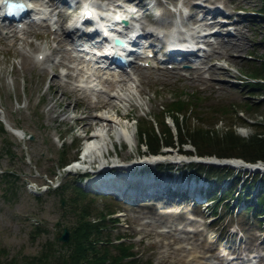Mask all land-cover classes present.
Returning <instances> with one entry per match:
<instances>
[{
  "label": "rangeland",
  "instance_id": "obj_1",
  "mask_svg": "<svg viewBox=\"0 0 264 264\" xmlns=\"http://www.w3.org/2000/svg\"><path fill=\"white\" fill-rule=\"evenodd\" d=\"M87 1L95 3V8L103 15H111L118 4L124 6L119 0ZM152 1H155L153 9L129 8L131 15L139 17L137 23L141 27L169 29L173 21L180 20L187 29L192 27L190 31L198 34L205 27L204 20L217 17L223 25L212 27L220 38H207L210 41L205 45L207 50L203 56L196 63L179 64L177 70L137 65L121 77L101 73L96 83L104 92L116 96L112 100V111L109 106L93 107L99 98L109 99L108 94L100 93V97L86 99L85 93L79 90L78 85L90 80L86 65L80 63L71 44L65 47L60 44L67 38L64 33L67 13L79 11L66 5L58 6L57 11L59 7L62 10L56 14L59 23L55 32L51 26L36 23L25 25L22 30L13 24H0V260L36 264V259L62 249L65 243L59 237L64 229L71 237L78 210L89 206L91 220L104 213L107 233L115 243L132 246L141 264H249L247 258L256 254L262 257L254 259L264 264V214L258 218L255 211L248 210L242 203L236 206L232 202L231 210L227 209L225 201H210L214 192L205 194L206 186L196 184L199 190L195 198L175 188L162 192L158 188V192L150 193L139 185L135 188L140 189L139 199L129 204L124 197L116 199L93 192L94 188H81L79 183L89 174L67 170V166L82 157L87 137L99 127H104L110 135L108 153L104 164L97 161L87 165V172L92 174L112 166L111 163L126 166L137 162L140 165L149 162L145 161L149 156L164 154L167 158L149 162L144 172L155 173L160 178L173 175L170 179L181 185L199 180L191 178L196 173L187 169L189 163H199L194 158L216 157H199L188 131H209L217 139L231 132L245 140L264 137V90L252 89L247 84L264 82L248 78L252 67L249 61H255L252 63L256 65L264 62V19L258 12L260 0ZM30 3L46 11H52L55 5L51 0H30ZM196 19L200 20L198 24H195ZM11 30H15L14 38ZM40 56L45 58L40 60ZM115 78H125V82L122 86L110 87L106 81ZM54 81L58 86L64 85L59 92ZM122 87L129 90H122ZM65 93L67 98L63 96ZM179 94L186 100L187 97L191 99L190 106L182 111H170L169 104ZM117 112L126 116L117 114L118 118H114L111 125L100 123L87 130L80 123L90 114L113 118ZM2 117L13 130H21L23 136L7 129ZM176 118L183 134L181 139ZM139 121L146 126L138 129ZM120 123L128 127L130 140L115 135ZM1 124L7 133L1 130ZM141 130L155 131L167 140L169 132L174 145L162 144L160 154H151L146 148L147 140L142 141ZM222 159L246 162L241 158ZM246 163L264 167L260 161ZM120 167L112 171H124L125 168ZM231 169L247 180L264 174ZM200 179L204 181L203 177ZM228 184L223 182V188ZM63 185L67 188L59 193L57 190ZM75 187L85 193L79 204L70 200L77 194ZM236 189L240 190V186ZM233 194L237 195L235 191ZM253 195L255 191H251L250 197ZM205 199H210L207 204ZM263 211L261 209L260 214ZM113 212L114 215H109ZM110 218L118 221L112 223ZM193 246L192 250H179ZM225 252L232 254L224 256Z\"/></svg>",
  "mask_w": 264,
  "mask_h": 264
},
{
  "label": "trees",
  "instance_id": "obj_2",
  "mask_svg": "<svg viewBox=\"0 0 264 264\" xmlns=\"http://www.w3.org/2000/svg\"><path fill=\"white\" fill-rule=\"evenodd\" d=\"M261 18L264 19V0H260V7L258 9ZM252 65L248 78L263 79L264 80V62ZM248 86L252 89H263L264 82L255 81L248 82ZM189 97L184 99V95L176 96V99L169 104L170 111H182L190 106ZM168 107L166 109H168ZM179 138L181 139L182 130L179 128L177 118L174 120ZM144 123L138 125V129L144 128ZM1 130L7 133V130L1 124ZM168 130H170L168 128ZM142 141L147 140L146 148L151 150V154H160L163 145H174V140L168 132L169 140L165 137L160 138L154 131L144 132L140 131ZM190 141L199 157L212 156L222 158H241L246 162L264 163V137L253 136L248 140L241 139L236 136L234 132L226 135L223 139L213 137L209 131L194 130L187 132ZM223 140L224 142H222ZM186 142V141H185ZM227 144V145H225ZM143 145V144H142ZM144 146V145H143ZM187 169L196 173V177H203L207 180L208 185L212 190L216 191L213 200L217 202H224L227 209L231 210V203L244 204L248 210L256 212L258 218L261 209H264V174L255 175L252 180L242 179V176L235 174L234 170L230 167L213 166L201 163H189ZM227 181L229 184L226 188L220 185ZM240 186V190L236 187ZM234 187L233 189H231ZM66 185L61 186L57 191H64ZM77 194L71 197L70 200L74 204H79L85 197L82 189L75 187ZM236 189V190H235ZM233 191L237 193L233 194ZM251 191H255V196L250 197ZM232 203V204H233ZM218 207V206H217ZM216 207V209H218ZM215 213V212H214ZM92 215L91 207L82 206L81 210L77 212V219L72 227L70 241L62 244V249L47 253L45 256L36 259V264H141L139 258L133 252V247L125 244L124 242L115 243L108 232L107 216L104 213L96 215L94 221L91 220ZM109 215H114L109 213ZM110 222H117L118 219L110 218ZM121 238L117 240L120 241ZM0 264H17L13 259L12 261H2ZM32 264H35L32 261Z\"/></svg>",
  "mask_w": 264,
  "mask_h": 264
},
{
  "label": "bare ground",
  "instance_id": "obj_3",
  "mask_svg": "<svg viewBox=\"0 0 264 264\" xmlns=\"http://www.w3.org/2000/svg\"><path fill=\"white\" fill-rule=\"evenodd\" d=\"M51 1H53V0H51ZM119 1H121L124 4V6L122 4H118L117 6H115L116 9L113 10L114 12L119 11V12L130 14L131 11L129 10V8L132 7V6H137L140 9L144 8V5L141 4V2L138 1V0H119ZM153 4H155V2ZM74 13H75V10H72V11H69L67 13V15H72ZM204 21H206V22H203L204 23L203 26H205V27L213 28L212 26H220V27H222V25H223L220 22L221 20L219 18H217V17L212 19L211 21H208V19H206ZM199 22H200V20H198V19L195 20V24H198ZM73 23L75 25L78 24L76 21L73 22ZM47 26H49V25H47ZM89 27H91V26H89ZM86 28H87V26H86ZM74 30H75V28H74ZM203 30H206V29H203ZM14 31L15 30H11V33H13ZM64 33L66 34L67 38L60 41L61 46L65 47L66 44H71V46H72L71 50L74 51L75 47H74V43H73V39L71 37V34L69 35L66 31ZM145 33L146 32H144L143 35H145ZM180 33H182V32H180ZM72 35L73 36L76 35V37L81 38L78 41H83L84 43L93 42V38H95V35H93L90 32H87V31H83V32L80 33L79 31L75 30L74 33H72ZM12 36H13V38L15 37V32L13 33ZM177 36L175 37V39H176L175 42L176 43H180V37L182 39H184L186 37L185 33H182L181 35L177 34ZM210 36L213 37V38L216 37V39L220 38L219 34H217V33L216 34H211V33H208L206 31H204V33L202 35L198 36V40H199L200 44L202 43V41L204 39H206L207 37H210ZM57 37L58 36H56V39H57ZM176 48L181 49V50L185 49L184 47H179L177 45H176ZM141 49L142 48H140V50ZM40 54H42V53H40ZM202 54H203V50L201 49L198 54H195V57H197L199 55H202ZM222 56L225 57L228 60L231 59V57L228 56L227 54L226 55L222 54ZM101 60H104V59H99V61H101ZM116 67L118 69H121V68L125 67V63L117 65ZM121 76H122V74H119L116 77H121ZM92 80H94V79H92ZM106 82H108L110 84V87H115L117 85L122 86L121 84L125 82V78H122V79H116L115 78V79H112L110 81L108 80ZM53 85H54L55 88H57L58 92L61 89H63L62 87L64 86V85L58 86L55 81H54ZM122 90H129V89L122 87ZM75 91L79 92L78 90H75ZM103 93L108 94V98L109 99L106 100L103 97L99 98L98 101L95 102V105L93 107L95 109H101V108H105V107L109 106L111 108V111H112L114 109L113 108L114 104H113L112 100L115 99L116 96L112 95V94H110L108 92H103ZM63 96H65L67 98L68 95L65 93ZM97 96L100 97V95H97ZM86 99H89V97L87 96ZM117 114L119 116H122L123 118H125V116H126V115L125 116L124 115H120L119 112H117L116 116H113V118L101 117L100 115H91L90 114L86 118H83L80 123H82L84 128H86L87 130L91 129L94 125H98L100 123H105L106 122V123H108L106 125H111L113 122H115L113 119L114 118H118ZM94 129H95L94 134H92L90 137H87V144L84 147V150H83L84 152H83L82 157L79 160L78 159L74 160L68 166L67 170L69 172H71V173H79L81 171H84V169L86 168L87 165H91L92 163H97V161H99V162L101 161L104 164L103 160L105 159L106 153H108L107 140L108 141L110 140V135L107 134V131H106V129L104 127H99V128H94ZM14 130L19 133L18 135L16 134L17 136H19V137H21V135L23 136V132L21 130H18V129H14ZM115 135L118 138H125L127 140H130V138H131V134H130V131H129L128 127L122 125L121 123L119 124V128L115 131ZM163 158H167L166 155L160 154V155H157V156H149L145 161L155 162V161H157L159 159H163ZM230 163L234 165V167H233L234 169L247 170L245 168V165L242 164V162L239 161V160H232ZM133 164L134 163H129L128 166L126 165V168L124 169L123 172H121L120 175H117V174L111 173V172L108 173L107 172V168L103 167L104 169L98 170L99 171L98 173L96 171L95 175L91 179H87L83 183L84 186L83 185L82 186L85 187V188L87 187V189H89V188H96V189L99 188V189H104L105 191L109 190L108 193L106 194V196L119 194V193L122 194V193L126 192L130 188H132V189H130L132 191H137L138 189L137 190L135 189L137 187V184L135 183V181L137 179H140L141 182H143V185H146V186L148 185V183H146V182H152V181L149 178H144L143 179V177H139L138 174H140V171L135 173L133 171V168H132ZM99 168L100 167L98 166V169ZM102 175H106L107 178H105V180H102L103 177H105V176H102ZM111 187H113L114 189L111 188ZM184 237H186V236H184ZM186 239L188 240V238H186ZM184 248H186L187 250L188 249L192 250V249L195 248V246H193V248L192 247L191 248L180 247L179 250H183ZM230 254H232V253L225 252L224 256H228ZM192 259H195V255L193 256ZM259 260L260 259H258L256 261H259ZM212 263H214V262H212ZM199 264H203V263H199Z\"/></svg>",
  "mask_w": 264,
  "mask_h": 264
},
{
  "label": "water",
  "instance_id": "obj_4",
  "mask_svg": "<svg viewBox=\"0 0 264 264\" xmlns=\"http://www.w3.org/2000/svg\"><path fill=\"white\" fill-rule=\"evenodd\" d=\"M115 44L117 45H122V42L119 41V40H115ZM1 120L4 122L5 126L7 129H9L12 133L14 134H19L17 131L13 130L4 120V118L2 117ZM22 136V135H21ZM194 160L196 162H199V163H203V164H206V165H213V166H220V167H224V166H227V167H234L233 164H231L230 162L232 160H237V159H218L216 157H213V158H194ZM242 162V164L245 165V168L250 171V172H264V167H262L261 165L259 164H248L242 160H239ZM248 167V168H247ZM64 203V202H63ZM64 205V204H63ZM60 223H58L59 225ZM70 239L69 237V231L67 229H64L62 235L59 237V240L61 242H68Z\"/></svg>",
  "mask_w": 264,
  "mask_h": 264
}]
</instances>
